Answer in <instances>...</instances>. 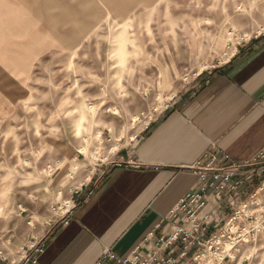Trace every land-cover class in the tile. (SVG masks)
Returning <instances> with one entry per match:
<instances>
[{
	"label": "rangeland",
	"instance_id": "obj_1",
	"mask_svg": "<svg viewBox=\"0 0 264 264\" xmlns=\"http://www.w3.org/2000/svg\"><path fill=\"white\" fill-rule=\"evenodd\" d=\"M1 1L0 261L10 264L119 144L264 34V0L136 2L121 18L102 0V16L84 0ZM258 200L252 215L264 218V188ZM235 264H264V234Z\"/></svg>",
	"mask_w": 264,
	"mask_h": 264
},
{
	"label": "crops",
	"instance_id": "obj_2",
	"mask_svg": "<svg viewBox=\"0 0 264 264\" xmlns=\"http://www.w3.org/2000/svg\"><path fill=\"white\" fill-rule=\"evenodd\" d=\"M102 1L121 18L134 3L156 0ZM82 5L103 15L93 0ZM262 133L264 34L241 46L224 66L196 78L143 137L119 144L108 163L70 190L67 197L76 208L63 222L54 216L48 221L38 241L44 246L38 264H144L152 257L155 264H192L197 246L184 242L183 234L167 249L161 240L174 237L179 227L192 229L172 213L202 183L194 168L210 151L229 157L224 166L245 167L232 179L241 182L236 192L208 194L199 217L210 234L259 183L257 176L248 179L253 172L248 166L264 164Z\"/></svg>",
	"mask_w": 264,
	"mask_h": 264
},
{
	"label": "built area",
	"instance_id": "obj_3",
	"mask_svg": "<svg viewBox=\"0 0 264 264\" xmlns=\"http://www.w3.org/2000/svg\"><path fill=\"white\" fill-rule=\"evenodd\" d=\"M228 159L227 156L220 158L216 151H210L205 159L196 165L194 171L201 176L202 183L198 190L187 194L172 213L175 219L180 218L183 223L191 224L192 229L187 232L183 227H179L174 237L166 241L161 240V248H169L183 234L184 242L190 240L191 244L197 246L192 264H235L244 247L257 242L264 234V218L262 216L254 217L251 211L255 206H260L258 193L263 190L264 185L250 193L249 201L243 199L227 221L215 232L208 234L207 227L200 220V214L208 206L209 193L221 197L226 193L236 192L241 185V182L232 183V179L245 167L236 164L224 166ZM220 164L223 167L218 168ZM248 168L253 171L252 176L248 177L249 180L255 176H264V164L260 166L253 164ZM75 208L74 203L67 200L58 208L53 209L54 217L63 222L72 215ZM43 252L44 246L41 243H36L28 248L26 256L20 259L18 264H38V257ZM155 262V258L152 257L144 264H155ZM168 264H170V260Z\"/></svg>",
	"mask_w": 264,
	"mask_h": 264
},
{
	"label": "snow or ice",
	"instance_id": "obj_4",
	"mask_svg": "<svg viewBox=\"0 0 264 264\" xmlns=\"http://www.w3.org/2000/svg\"><path fill=\"white\" fill-rule=\"evenodd\" d=\"M252 131H255V129H253ZM262 135H264V133H262Z\"/></svg>",
	"mask_w": 264,
	"mask_h": 264
},
{
	"label": "bare ground",
	"instance_id": "obj_5",
	"mask_svg": "<svg viewBox=\"0 0 264 264\" xmlns=\"http://www.w3.org/2000/svg\"><path fill=\"white\" fill-rule=\"evenodd\" d=\"M85 112H83V114H84ZM80 131V130H79Z\"/></svg>",
	"mask_w": 264,
	"mask_h": 264
}]
</instances>
